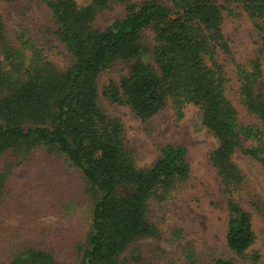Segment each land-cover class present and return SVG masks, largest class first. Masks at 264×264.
<instances>
[{
  "label": "trees",
  "instance_id": "1",
  "mask_svg": "<svg viewBox=\"0 0 264 264\" xmlns=\"http://www.w3.org/2000/svg\"><path fill=\"white\" fill-rule=\"evenodd\" d=\"M226 2L236 3L259 35L246 62L234 57L223 31L228 8L217 0H36L49 14L47 33L62 46L65 67L24 33L11 37L0 10V214L15 200L12 176L38 162L45 163L42 181L54 197L65 194L68 212H84L82 230L69 243L13 246L4 264H204L192 247L176 261L155 255L149 243L164 236L153 220L155 208L190 180L186 146L161 143L155 162L139 167L122 120L102 98L143 122L168 107L177 118L189 105L199 109L217 141L209 160L228 214L226 245L234 254L207 264H264L250 251L253 215L241 201L264 217V198L236 160L248 157L264 171V0ZM118 5L124 15L100 26L98 17ZM223 60L234 69L244 116L230 97ZM118 63L127 64V72L100 86L102 73ZM176 231L180 237L183 230Z\"/></svg>",
  "mask_w": 264,
  "mask_h": 264
},
{
  "label": "rangeland",
  "instance_id": "2",
  "mask_svg": "<svg viewBox=\"0 0 264 264\" xmlns=\"http://www.w3.org/2000/svg\"><path fill=\"white\" fill-rule=\"evenodd\" d=\"M217 2L228 8L224 10L223 31L230 42L234 57L238 61H248L260 43L254 25L236 3H227L226 0ZM230 9L240 13V16L229 13ZM0 10L11 37L18 38V35L24 33L54 64L59 67L67 65L62 46L47 33L50 17L45 7L37 5L36 0H31L30 3L28 0L0 1ZM124 13L120 5L108 9L98 17L100 26L122 17ZM148 35L151 40L152 34ZM225 58L228 59V56ZM224 63L231 79L230 97L242 112L236 93L234 69L230 62ZM262 66L264 70V55ZM127 68V64L118 63L102 73L99 78L100 86L109 77L118 78L125 74ZM101 100L109 113L122 120L126 141L134 150L139 167H147L155 162L158 145L161 143H182L188 150V161L192 169L190 180L171 200L155 208L153 213V220L164 232L162 240L149 241L155 255L177 261L179 256L192 247L204 264L217 256L234 257L226 245L228 214L221 196L219 180L209 160V154L217 146V141L202 124L199 109L189 105L184 116L177 118L173 109L168 107L149 121L143 122L127 107L110 104L103 98ZM242 114L245 115L243 112ZM236 160L264 198V171L261 166L242 155H237ZM38 163L17 171L10 179L9 187L15 200H8L6 203H9V211L0 214V264L5 263L6 250L13 246L38 243L54 249L59 239L64 241L60 244H67L73 239L72 236L78 235L82 230V207L77 211L73 210L74 213L68 212V204L64 202L65 194L62 198L54 197L48 189L49 185L42 181L45 163ZM241 201L253 215L256 239L250 251L258 252L264 257V217L256 214L244 199ZM177 228L183 230L180 237L173 233Z\"/></svg>",
  "mask_w": 264,
  "mask_h": 264
}]
</instances>
